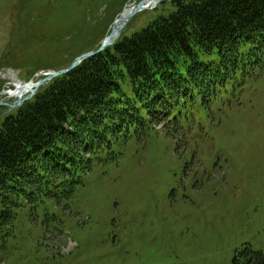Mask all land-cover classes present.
I'll return each mask as SVG.
<instances>
[{"label": "rangeland", "instance_id": "1", "mask_svg": "<svg viewBox=\"0 0 264 264\" xmlns=\"http://www.w3.org/2000/svg\"><path fill=\"white\" fill-rule=\"evenodd\" d=\"M139 1L0 0V125L17 110L4 94L9 70L37 82L66 68ZM172 11L167 1L135 14L121 37ZM230 91L206 123L187 113L177 140L150 132L95 163L68 211L21 214L0 264H232L244 248L264 256V71Z\"/></svg>", "mask_w": 264, "mask_h": 264}, {"label": "trees", "instance_id": "2", "mask_svg": "<svg viewBox=\"0 0 264 264\" xmlns=\"http://www.w3.org/2000/svg\"><path fill=\"white\" fill-rule=\"evenodd\" d=\"M170 3L167 17L122 36L4 117L0 249L21 214L68 211L95 163L117 160L157 127L180 134L187 113L211 114L231 88L264 71V0ZM232 264H264V256L243 249Z\"/></svg>", "mask_w": 264, "mask_h": 264}, {"label": "water", "instance_id": "3", "mask_svg": "<svg viewBox=\"0 0 264 264\" xmlns=\"http://www.w3.org/2000/svg\"><path fill=\"white\" fill-rule=\"evenodd\" d=\"M145 1H150V0H143V1L135 4L132 11L127 16H123V14L125 13L126 7H127V6H125L123 8V10L120 12L118 18L114 20L112 27H111V30H110V33L102 40V42H101V44L97 50L80 55L66 69L60 70L58 72H49L47 74V76H45L44 78H42L41 80H39L35 84V89L30 93V95L28 97L18 98V100L14 103V105L11 106V109H16L24 101H27L28 99H30L35 94V90L46 85L48 82L54 80L55 78L69 73L70 71L74 70L81 62H83L87 58L94 56V55L102 52L106 48L112 46L116 42L118 37L120 36V32L123 30V28L126 25V23L128 22V20L131 19L136 13H138L139 11L142 10L141 5ZM154 1L159 3V2L172 1V0H154ZM117 22H120V24L116 25Z\"/></svg>", "mask_w": 264, "mask_h": 264}, {"label": "bare ground", "instance_id": "4", "mask_svg": "<svg viewBox=\"0 0 264 264\" xmlns=\"http://www.w3.org/2000/svg\"><path fill=\"white\" fill-rule=\"evenodd\" d=\"M155 1L154 0H150V1H145L142 3L141 5V9H148L152 6L155 5ZM134 5H130L126 7L125 13L123 14V16H127L133 9ZM120 22H117L116 25H119ZM45 72L42 73V75L47 76V74H44ZM7 78L11 79L12 83L11 86L13 87V90H7L6 92H4V94L6 96H8V98H16L18 99L19 97L23 98L26 95H29L34 89H35V84L36 82L33 81L32 83H20L17 79H16V75L15 74H11L9 76H7ZM38 90V89H37ZM35 90V92L37 91Z\"/></svg>", "mask_w": 264, "mask_h": 264}]
</instances>
